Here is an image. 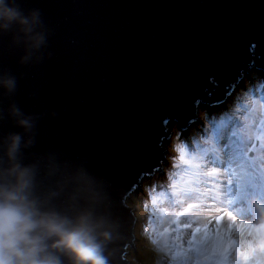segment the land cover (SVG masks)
<instances>
[{
    "label": "water",
    "instance_id": "obj_1",
    "mask_svg": "<svg viewBox=\"0 0 264 264\" xmlns=\"http://www.w3.org/2000/svg\"><path fill=\"white\" fill-rule=\"evenodd\" d=\"M23 7L41 11L46 58L23 67L0 40V68L18 78L0 107L39 115L30 160L53 158L104 181L118 222L110 264H129L137 221L126 201L166 163L170 127L196 119L198 104L226 99L242 73H264V0H24ZM16 130L0 124V134Z\"/></svg>",
    "mask_w": 264,
    "mask_h": 264
},
{
    "label": "clouds",
    "instance_id": "obj_2",
    "mask_svg": "<svg viewBox=\"0 0 264 264\" xmlns=\"http://www.w3.org/2000/svg\"><path fill=\"white\" fill-rule=\"evenodd\" d=\"M23 3L0 0V40L20 53L19 65L34 67L46 58L50 31L41 11L25 9ZM257 73L249 79L250 89L264 86ZM17 87V76L0 68V96H14ZM226 99L208 105L215 108L205 113L215 114ZM39 119L15 103L0 107V124L8 120L18 129L0 134V264H110L108 250L117 239L118 222L109 210L104 181L53 158L30 160ZM180 129L184 140L190 132L200 133L201 125ZM253 209L257 222L264 221V201H254Z\"/></svg>",
    "mask_w": 264,
    "mask_h": 264
},
{
    "label": "rangeland",
    "instance_id": "obj_3",
    "mask_svg": "<svg viewBox=\"0 0 264 264\" xmlns=\"http://www.w3.org/2000/svg\"><path fill=\"white\" fill-rule=\"evenodd\" d=\"M252 73H255V72H252ZM252 73L248 74L247 76L244 73H242L243 75H241V78L239 79V83H240L239 85H240V87L242 86V88L237 91V94L235 96H233L231 98L229 97L227 99L228 100L227 101L228 106L232 105V102H233L232 99L233 98H234V102H236V103H239L242 101V95H243L244 91L248 92L249 91L248 89L251 88L252 82L249 79H251V75H254ZM258 73L261 74L263 72L260 71ZM254 77L255 76H253V78ZM262 80H264V78H262ZM253 86H254V84H253ZM262 89L264 90L263 85H262ZM213 107L215 108V106H213ZM214 108L208 107V104H205L202 106H201V103L198 104V106H197V109H198L197 118H196V120L193 121L195 123H193L191 125V128H193L197 124L203 125L204 123H207L209 120H208L207 116L205 115V111L210 110V109H214ZM180 132H182V130L177 125H174L172 128L170 127V134L168 137L169 144L166 143L168 141L167 140V141H164L165 142L164 146L161 145L162 147L166 148V149H164V154L166 156L168 153H171V155H173L174 151L171 149V146H175V148L177 149L176 151L181 149V146L183 145L182 141H184V140L182 139ZM164 140H166V139H164ZM166 161H167V163H161L162 168L159 169L158 172H156L153 176H150V177L146 178L145 180H143L141 182V188L136 189L133 193H131L129 196L130 198L128 197V199L126 201V206L128 208H134L135 209V210H132L131 212L137 221V225H135V230L133 233V236L135 237V240L133 243L136 246V250L129 248L127 250L128 251L127 254L125 255V259L129 262V264H136V262H133V263H131V262L135 258L138 260V258H140L141 256L145 257L146 259L150 258V262H148V264H170V261L168 258L171 255L165 254V250H164L163 246H161V255L160 254L158 255L157 253L154 254V251L148 250V248H149L148 247V245H149L148 240H151L153 237H151L150 234H149V236H147V234L145 233V231L143 230V228L141 226L142 224L140 223L141 220L142 221L145 220V218L147 217V213L150 212V211H147L145 213V209H146L147 205L149 203H153V201H155L157 203L154 205H156V207L159 208L161 206L160 199H161V197H163V195L160 192L159 193L158 192L153 193L152 191H150L147 194L146 189H145L146 188L145 182H148V183L152 182L151 184L156 183L159 187H161V189L164 193L167 190V188L169 186H171V183L168 184L167 180H168L169 175H172V173L175 171V170H172V168L176 167V165L173 163L174 160L172 158H169V154H168V158ZM156 180H159V181L156 182ZM143 214H145V215H143ZM142 216H143V218H142ZM167 240L168 239L163 234L159 235V244L165 245Z\"/></svg>",
    "mask_w": 264,
    "mask_h": 264
},
{
    "label": "bare ground",
    "instance_id": "obj_4",
    "mask_svg": "<svg viewBox=\"0 0 264 264\" xmlns=\"http://www.w3.org/2000/svg\"><path fill=\"white\" fill-rule=\"evenodd\" d=\"M256 72H258V69L255 70ZM251 71H247L244 74L247 76L248 74H251ZM253 74V73H252ZM262 78H264V74L261 73L260 74ZM251 78H253V75H251ZM242 88V86L240 87L239 82H237V84L235 85V87L231 90L232 93L237 92L238 90H240ZM244 117V115H243ZM194 120H191L189 122L188 125L183 126L182 129H184L185 131H190L193 128H191V125L194 123ZM235 132V129H233ZM235 134H232V136H234ZM163 141H166L163 139ZM159 180H156V182H158ZM145 186L149 191H152L153 193H161L163 196H165V193L162 191L161 187H159L156 183L155 184H151L148 182H145ZM220 232V231H219ZM222 236L226 235L221 231L220 232ZM203 240H204V246L207 248L209 254L217 261H224L225 258V254H224V246L222 244V242L219 239H214L210 236V234L208 232H203L201 234ZM181 242L176 241V245L177 248H179L181 246ZM233 261L235 262V264H242L243 260H242V256L240 254H236Z\"/></svg>",
    "mask_w": 264,
    "mask_h": 264
},
{
    "label": "trees",
    "instance_id": "obj_5",
    "mask_svg": "<svg viewBox=\"0 0 264 264\" xmlns=\"http://www.w3.org/2000/svg\"><path fill=\"white\" fill-rule=\"evenodd\" d=\"M159 208H157L154 204L149 203L145 209V213L147 211H150L149 213H147V217L145 218L144 221L141 220V226L143 228V230L145 231V233L147 234V236L153 237L151 240H148V250H152L154 251V254H158V250H159V235L163 234L164 228H161L165 221L163 217H159ZM145 215V214H143ZM154 217V218H153ZM143 218V216H142ZM155 241V243H154ZM135 258V257H134ZM143 261V262H142ZM136 262V264H148V262H150V258H145L143 256H141L140 258H138V260L135 258L131 263ZM145 262V263H144Z\"/></svg>",
    "mask_w": 264,
    "mask_h": 264
},
{
    "label": "snow or ice",
    "instance_id": "obj_6",
    "mask_svg": "<svg viewBox=\"0 0 264 264\" xmlns=\"http://www.w3.org/2000/svg\"><path fill=\"white\" fill-rule=\"evenodd\" d=\"M224 26L226 27V24ZM254 48H255V45H252L250 51H253ZM251 149H252V151H254L255 150V146L253 145ZM154 243H155V241H154ZM248 259H249V257L248 256H245V260L247 261Z\"/></svg>",
    "mask_w": 264,
    "mask_h": 264
}]
</instances>
